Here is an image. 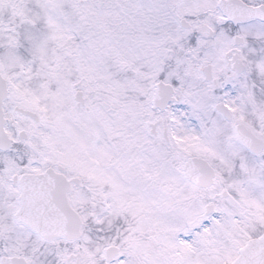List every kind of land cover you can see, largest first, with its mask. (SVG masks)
I'll list each match as a JSON object with an SVG mask.
<instances>
[{
    "label": "snow or ice",
    "instance_id": "obj_1",
    "mask_svg": "<svg viewBox=\"0 0 264 264\" xmlns=\"http://www.w3.org/2000/svg\"><path fill=\"white\" fill-rule=\"evenodd\" d=\"M0 264H264V0H0Z\"/></svg>",
    "mask_w": 264,
    "mask_h": 264
}]
</instances>
